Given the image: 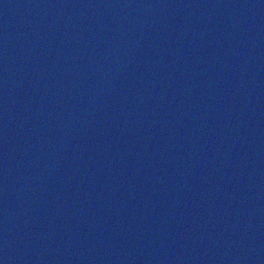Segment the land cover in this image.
<instances>
[{
  "label": "water",
  "instance_id": "obj_1",
  "mask_svg": "<svg viewBox=\"0 0 264 264\" xmlns=\"http://www.w3.org/2000/svg\"><path fill=\"white\" fill-rule=\"evenodd\" d=\"M0 264H264V0H0Z\"/></svg>",
  "mask_w": 264,
  "mask_h": 264
}]
</instances>
